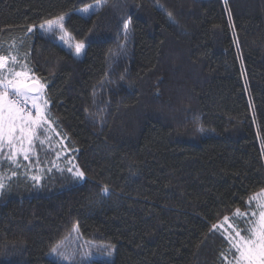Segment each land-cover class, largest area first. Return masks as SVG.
I'll list each match as a JSON object with an SVG mask.
<instances>
[{
  "label": "trees",
  "instance_id": "1",
  "mask_svg": "<svg viewBox=\"0 0 264 264\" xmlns=\"http://www.w3.org/2000/svg\"><path fill=\"white\" fill-rule=\"evenodd\" d=\"M59 16L81 58L39 32ZM0 55L84 173L0 152V264H61L75 234L72 264L232 261L226 223L264 199V0H0Z\"/></svg>",
  "mask_w": 264,
  "mask_h": 264
},
{
  "label": "snow or ice",
  "instance_id": "2",
  "mask_svg": "<svg viewBox=\"0 0 264 264\" xmlns=\"http://www.w3.org/2000/svg\"><path fill=\"white\" fill-rule=\"evenodd\" d=\"M82 11L88 12L89 9L84 8ZM63 21L64 16L46 21V31L52 32L59 29L63 32ZM40 27L45 28V25L42 24ZM127 27L126 24L125 28L127 29ZM61 39L64 37L62 36ZM82 48L83 45L80 43L75 45L77 55L80 54ZM9 61L15 63L16 57L0 55V71L7 68ZM9 71L11 70L9 69ZM21 76V73H15L16 78L13 79L0 76V152L7 147L9 150L7 159L13 163L20 155H23L25 160L29 158V152L37 138L38 129L48 123L46 112L37 102L39 97L34 95L40 89L35 83H29L27 77L21 78ZM29 102L30 108L28 107ZM43 103L46 106L47 100H44ZM33 109L35 115H33ZM75 175L83 178L84 173L77 169ZM3 187L4 184L0 181V189ZM253 200L257 202L258 214L257 211H252L249 214L241 213L239 209L236 210L237 217H248L246 221L248 226L241 230L237 226L229 224L228 228L231 231L226 230L225 238L230 245L229 251L233 254V259L229 264H264V199L253 197ZM224 221H229V217L225 216Z\"/></svg>",
  "mask_w": 264,
  "mask_h": 264
},
{
  "label": "rangeland",
  "instance_id": "3",
  "mask_svg": "<svg viewBox=\"0 0 264 264\" xmlns=\"http://www.w3.org/2000/svg\"><path fill=\"white\" fill-rule=\"evenodd\" d=\"M80 14L87 15L89 14L90 10L88 12H83L82 10L77 11ZM45 28L40 27L39 32H43L46 34H51L52 36L56 37V40L58 43L63 46V48L67 51L73 52L76 57L81 58L83 51H84V45L79 55L76 54L75 45L77 42H74L71 38V36L64 30L61 32L59 29H55L52 32L46 31V23L44 24ZM64 37V39H61V37ZM14 64L9 61L8 66L6 69L0 71V76L7 77L9 79L16 78L15 73H21V78L27 77L29 82L36 80L34 77L29 76L25 72L21 71H14L13 70ZM9 69L11 71H9ZM44 86H42V89L39 94H37L38 98V104H40L41 108L44 109V111L47 114V120L48 123H46L42 128L38 129L37 131V138L34 141V145L29 152V158L25 160L23 158V155H20L17 157L25 160L24 167H21L20 174L24 176L25 178L31 180L32 182H35L36 184L40 185V182L44 180L46 177H51L54 172H62L63 170H66L68 173H72L71 177H76V166L73 162V159L71 157V154L65 149L64 140L56 133L54 128L52 127L51 123L49 122L48 118V109H49V103L47 102V105L45 106L43 101L46 100L45 93H44ZM14 98V97H10ZM28 107L30 108V102ZM33 115H35V110L33 109ZM181 141L184 142H194L196 139L194 135H185L183 137L179 138ZM42 142V143H41ZM3 152L8 155V148L5 147L3 149ZM71 169V171H69ZM46 176V177H44ZM44 177V178H43ZM228 226L229 224L226 223ZM80 241V238L78 235L75 234L74 238H70L66 241L65 246L57 251H53V257H57L58 260H60L61 264H72L73 261L70 259V255H75V253L72 251V248L74 244ZM86 244V243H85ZM84 246V244L82 245ZM74 249V248H73ZM84 250L90 251V247L87 248L83 247ZM84 252L83 255L87 257V252ZM57 253V254H56ZM68 254V255H67ZM81 253L78 254L79 257L83 256ZM108 259L107 255L105 254H99L98 259Z\"/></svg>",
  "mask_w": 264,
  "mask_h": 264
},
{
  "label": "water",
  "instance_id": "4",
  "mask_svg": "<svg viewBox=\"0 0 264 264\" xmlns=\"http://www.w3.org/2000/svg\"><path fill=\"white\" fill-rule=\"evenodd\" d=\"M29 83H35V84H36V86H37V88H39V89H40V91H41V89H42V85H41V83H40L38 80L30 81ZM40 91H39L38 93H34V95H37V94H39V93H40Z\"/></svg>",
  "mask_w": 264,
  "mask_h": 264
}]
</instances>
